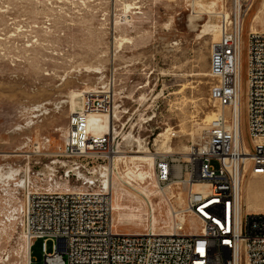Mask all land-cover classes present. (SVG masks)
I'll return each mask as SVG.
<instances>
[{"label": "built area", "instance_id": "2783aa9c", "mask_svg": "<svg viewBox=\"0 0 264 264\" xmlns=\"http://www.w3.org/2000/svg\"><path fill=\"white\" fill-rule=\"evenodd\" d=\"M223 1L225 8L215 12L220 37L212 44L209 59L208 101L218 111L216 116L196 141H187L185 149H176L185 134L175 127L157 134L164 133L167 151L153 148L151 135L140 133L153 118L142 120L133 131L153 153L146 178L160 188L183 192L185 203L174 210L172 234H133L114 228L116 163L142 149L136 138L128 144L125 140L128 129L133 130L130 109L124 104L129 86L120 89L116 79L118 31L111 20L106 24L107 57L113 63L98 72L104 78L91 90H83L82 109L69 116L63 147L52 153L50 137L44 135L37 142L30 135L20 148L11 150L15 152L6 153L7 158L0 152V227L12 224L30 242V251L33 242L42 239L45 264H264V212L243 214L241 205L244 174L264 175V31L248 32L244 97L246 109H251L247 128L252 146L247 154L236 108L240 38L254 2ZM227 106L231 113L224 112ZM91 114L108 116L105 131L91 128ZM26 126L27 121L15 130ZM181 216L196 219L199 228L187 231L188 221ZM48 242L54 244L52 252L47 251Z\"/></svg>", "mask_w": 264, "mask_h": 264}, {"label": "rangeland", "instance_id": "374dc122", "mask_svg": "<svg viewBox=\"0 0 264 264\" xmlns=\"http://www.w3.org/2000/svg\"><path fill=\"white\" fill-rule=\"evenodd\" d=\"M39 1L47 3V0ZM6 2L11 7L0 10V152H5L4 158H7L6 153L14 152L11 150L21 146L25 136L30 135L37 142L44 135L50 137L55 141L51 146L52 152L57 151L58 146L62 148L64 145L61 133L71 114L70 104L61 101L69 100L72 91L92 89L100 78H104V73L98 72L105 71L113 63L107 57L109 35L106 26L111 20L109 5L112 1L86 0L82 6L68 3L69 8L64 12L59 8H54V11L47 9L45 5L38 7L34 0ZM139 2L140 13L126 12L128 20L124 21L123 4L115 0L118 14L116 36L133 37L132 43L124 44L120 52L114 44L115 65L119 71L116 79L120 89L129 86L124 104L130 109V126L153 118L140 129V133L142 136L151 135L154 143L153 139L166 128L180 129L185 136L176 142L178 149L193 136L196 139L207 124L201 120L209 112H215L208 101L210 50L215 38L211 35L200 38L198 33L202 27L191 28V0ZM262 10L263 1L255 0L245 20L246 32L242 43V129L250 151L252 140L247 128L244 97L248 31L253 14L258 15L252 23L254 27L264 28ZM204 23V20L198 21V25ZM37 106H43L42 110H49V113L42 115V111H35ZM25 121L28 126L16 131L15 127L24 125ZM159 145L155 143L153 148L157 149ZM252 177L245 174L243 214L264 212V177ZM115 186L119 190V184L115 182ZM122 192L121 200L133 199L126 190ZM151 200L155 211L154 230L162 232L170 223L169 206L162 195L152 196ZM114 217L117 229L126 233H143L149 226L148 210L142 223L119 219L118 213ZM165 218L169 219L167 227ZM198 228L196 220L188 221L187 231ZM7 240L4 237L0 244V264H26L24 237L10 243ZM46 247L48 252H52L53 242H48ZM6 251L11 253L8 261L4 260ZM31 258V264H45L42 239L33 242Z\"/></svg>", "mask_w": 264, "mask_h": 264}, {"label": "bare ground", "instance_id": "6f19581e", "mask_svg": "<svg viewBox=\"0 0 264 264\" xmlns=\"http://www.w3.org/2000/svg\"><path fill=\"white\" fill-rule=\"evenodd\" d=\"M111 1H112V4L109 5V11H110V15H111V24H112L111 27L112 28L114 27L117 30L118 29L117 28V26H118L117 25L118 14L116 13V10H117L116 4H115V0H111ZM120 1L123 4L122 5L123 8H121V9H124V11H125V13L123 12L124 14H122L124 21L128 20V15L126 12H132L134 14L140 13V11L138 10L141 8L140 5H138L139 0H135V1H131V2H129L128 0H120ZM167 1H173V0H167ZM191 1H192V5H193V11L189 15V22H190L191 28L193 27L196 29L197 27H202L201 31L198 33V36L200 38H203L204 36L211 35L215 38V40H213L212 44L217 42L219 40V37H220V32H219L215 12L217 11L218 8H222V7L225 8V2L223 0H191ZM262 1L264 4V0H262ZM34 2H37L38 7L40 5H45V7L47 9L54 11V8H59L60 12H64V11H66L67 8H69V6H67L68 3L71 4V6H78V5L82 6L83 4H85L86 0H47L46 4L43 2H40L39 0H34ZM253 2H255V0H253ZM9 7H11V5L9 3H7L6 0H0V10H2V8H9ZM135 9H137L138 11H133ZM260 10L261 9H259L258 11H260ZM262 11H264V10H262ZM114 14L116 15L115 19H114ZM248 14H249V12L246 14V17ZM205 16H207V18L204 19ZM257 16H258L257 14L252 15V17L250 19L251 25H250L249 31H253V32L264 31V28L263 29H257L252 24L254 19ZM246 17L244 19L243 31H242L241 38H240V55H239L240 90H239V99H238L236 110H237L238 118L240 119V123H241L242 143L244 144V149H245L246 153L249 154V152H251V151L248 149V147L244 141V135H243V129H242V114H243L242 113L243 112L242 111L243 110V108H242V98H243L242 97V75H243L242 43H243V37L245 36V32H246V26H245L246 25V21H245ZM200 20H204L205 23L203 25H198V21H200ZM132 38H127L126 36L124 37L122 35L116 36L115 45H116V48L119 49V52L123 49L124 44L132 43ZM210 52H211V50H210ZM208 75H209V72H208ZM88 89H90V88H88ZM82 92L83 91H72V92H70V94L68 96L69 100L61 101L63 103L68 102L70 104L71 114L81 111V109H82ZM42 108H43V106L34 107L35 111H42V115L49 113V110L48 111L42 110ZM223 110H224V112H227V113L230 112L231 113V107H229V106L223 108ZM217 112L218 111L215 109V112L214 111L209 112L203 118V120H201L204 123L207 122L206 127L209 124V122L216 116ZM247 117H251V109H247ZM107 119H108L107 115L91 114V116H90L91 128L96 133H101V132L105 131V129H106L105 121ZM32 125H34V124H32ZM66 129H67V126H66L65 130L61 133L63 140H64L63 135H64ZM134 130H135V126H133V130L131 129L129 131V133L126 134V136H125L126 144H128L130 142V140L136 138L139 142V147L142 150L139 151L140 154H126L125 155L126 158L124 160L119 159L116 163L119 174L115 177L114 183L116 182L119 184V190L116 189L117 185L116 186L114 185V200H113L114 214L118 213L119 219L137 221V222L142 223L144 221L143 216L145 215L146 210H148L149 215H150V220H149V226L145 232H150V233H155V234H172L174 231V224L176 222L174 210L178 207H183L184 203H185V200H183V192H179L177 194L175 192L174 188H165V189L160 188L158 186V184L156 183V181L146 178L145 175H147L150 172V170L153 166V162H154L153 153H150L145 146H142V144H143L142 140L139 139L137 137V135H135V133H133ZM202 131L200 132V134L197 137H199L202 134ZM192 134H194V133H192ZM162 136H164V133H160L159 135H157L155 141H156V143H160V145L158 146V149H160V150L165 149L167 151L169 149V147L166 146V144L164 143ZM192 138H193L192 141L197 140V138L194 139V136ZM50 142H51V146H52L53 142L55 143L54 140H52V141L50 140ZM182 146L183 147L181 149H185L186 145H182ZM57 149L60 150L61 146H58ZM59 150L53 151L52 153H56ZM125 153H127V152H125ZM249 163H250V160L247 157L245 168H244L245 173L249 169ZM252 176L254 178L264 177V175H262V176L252 175ZM246 184H248V182ZM123 186L128 187L131 190L125 189V188H123ZM245 187L246 186H245V176H244L243 180H242V196H241L242 209H243V195H244L243 191H244ZM196 188H199V186H196ZM121 190L122 191L126 190L127 193L133 199L132 200H121L122 196H123V192ZM116 193H117V199H116ZM156 195H162L165 198V200L169 206L170 223L168 222L169 219L165 218L166 227H167L168 223H169V225L162 232L161 231L160 232L155 231L154 225H153V223H154L153 218H154L155 211H154V203L151 200V197L156 196ZM175 196H177V197L175 198ZM176 199H177V202H175ZM114 214H113L114 228L116 231H119L117 229L116 224H115L116 219L114 217ZM161 215H163V212H161ZM180 218L183 222L186 223L188 216H181ZM190 219L196 220L192 217H190ZM133 234H141V233H133ZM4 237H7V239H8L7 243H10L14 239H17V238L19 239L20 237H24V234L22 232H19L17 234L15 231V228L13 227L12 224H4L2 227H0V244H2V242L4 241ZM24 239H25V245H24L23 249H25V260H26V264H30V255H31L30 242L25 237H24ZM7 252L8 251H6L7 257L5 255V258H4L5 261H8L10 258V255H11V253L9 254V252L8 253ZM14 254L18 255L17 252H14Z\"/></svg>", "mask_w": 264, "mask_h": 264}]
</instances>
